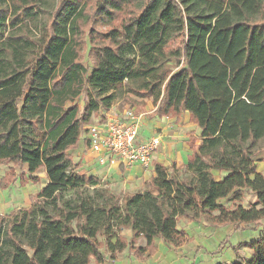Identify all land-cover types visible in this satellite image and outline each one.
<instances>
[{"label":"trees","instance_id":"obj_1","mask_svg":"<svg viewBox=\"0 0 264 264\" xmlns=\"http://www.w3.org/2000/svg\"><path fill=\"white\" fill-rule=\"evenodd\" d=\"M126 88L157 115L189 112L200 133L186 164L156 163L145 190L119 196L70 151L89 146L86 126ZM262 146L264 0H0V188L47 178L30 207L0 213V264L102 263L153 252L157 238L180 246L181 216L257 226ZM246 246L253 256L231 264H264V235Z\"/></svg>","mask_w":264,"mask_h":264},{"label":"crops","instance_id":"obj_2","mask_svg":"<svg viewBox=\"0 0 264 264\" xmlns=\"http://www.w3.org/2000/svg\"><path fill=\"white\" fill-rule=\"evenodd\" d=\"M156 108L150 109L145 116V123L140 131V138H149L158 133L162 134L163 140L160 149L155 153L153 165L150 169L145 170L141 165H133L132 167L114 166L112 168H106L99 175L92 170L89 171L91 175H97L101 181L107 179L109 182H116L118 188H125L132 192V189L145 190L147 187V181L154 175V168L156 163H162L167 167L176 165V168L188 162V158L192 153V150L188 144L191 137L198 136L197 133L190 132V127L196 126L191 122L189 112H184L180 118L171 116H160L155 114ZM113 109L108 111H102L100 116H97L90 124L99 123L102 124L106 121L107 117L113 114ZM151 114V115H150ZM103 116V118H101ZM88 124V125H90ZM88 126H86L87 129ZM87 138V134L85 133ZM201 143V140H196V144ZM79 148L71 150L70 152L80 151ZM92 153L87 146L86 153ZM80 156L78 152L75 157ZM74 157V159H75ZM97 162V159L94 158ZM84 163V158L81 161ZM173 163V164H172ZM82 166V165H81ZM81 168H85L82 166ZM112 187V185H111ZM139 188V189H138ZM113 189V188H112ZM126 193V192H125ZM124 193V194H125ZM254 225V224H252ZM251 227L250 225H243L242 228ZM228 228V232L232 230L241 229L234 224L226 225H214L205 218L200 220H188L184 216L179 217L177 221V228L182 230L187 237V241L180 246H170L167 241L162 238L156 239V246L153 252L149 250L142 255H137L135 252L130 251L129 248H125L121 252H116L114 255L105 253V260L102 263H96L94 259L90 264H231L244 258L241 255V248L245 247V251L249 253V256L245 258H251L254 254L253 250L246 245L256 241L264 235V228L262 226L255 227V230L261 229L257 236H246L243 238V234L238 233L230 246L226 248L223 238L227 233L221 231L222 228ZM252 228V227H251ZM132 229L124 228L119 232L120 236H124L127 239L132 237ZM142 244L143 240L139 241ZM221 245L222 248H221ZM217 248L223 250L228 249L227 256L221 254L222 251H218ZM104 251V249H102ZM105 252V251H104Z\"/></svg>","mask_w":264,"mask_h":264},{"label":"rangeland","instance_id":"obj_3","mask_svg":"<svg viewBox=\"0 0 264 264\" xmlns=\"http://www.w3.org/2000/svg\"><path fill=\"white\" fill-rule=\"evenodd\" d=\"M87 52H88V50H87ZM86 57L88 58V56H86ZM84 65L90 67L91 61H89V59H85ZM173 70H174V67H173ZM81 104H83V101H81ZM154 107L156 108V105L153 103L152 98L138 96L132 92L127 91V88H126V90H124V91H120V90L115 91V100H114V104L111 108L113 109V112H115V113L123 112L126 109L133 108L138 113L143 112V113L148 114L147 112L150 109H154ZM100 115L101 114H97L94 117V119ZM191 131L194 133H197V135L200 133V129H198L196 126L190 127V132ZM81 143H83V142H81ZM78 152L80 153V156L75 157ZM86 152H87V146L84 145V147L81 146L80 151L73 152V154H72L73 157H75L74 161L76 163H80L82 166H84L85 167L84 170H86L88 172L92 170L94 173L99 175L101 172H103L104 169H106V168L108 169L107 166L101 165L100 163H98L94 160V158L97 157L96 154L90 153V152L86 153ZM83 158L85 161L84 163L81 162L83 160ZM256 160L258 163V170L261 172H264V146H262V148L258 152V154L256 156ZM7 169H8L7 164L0 163V178L3 176V174L6 172ZM215 174H216V177H219L221 175L218 172L217 173L215 172ZM40 175H41L40 177H42V180L38 184L30 183L28 185L21 186L19 183H13L6 189L0 188V213H2L3 215H8L12 211L18 210L20 208L30 207L32 205V201H31L32 196L31 195L36 194L44 186V184H46V182H47V178L42 171L40 172ZM182 176L185 177L186 174L181 175V177ZM102 183L104 184L103 187L105 189L109 190L110 192H112L116 195L123 196L125 192L131 193V191L126 190L125 188H123V186H121V188H118V186H116V183H118V181H116V182H110L109 181L108 182L106 179V180L102 181ZM111 185H112V187H111ZM136 191H137V189H132V192H136ZM138 191H142V190H138ZM244 196L245 197L242 201V204L245 207H249L256 200V195L249 190L245 192ZM32 200H33V198H32ZM221 203H224L227 206L229 205V202H226L224 200L221 201ZM248 225H250L252 228L246 227V226H244L242 228V226H241V229L239 228L237 230H232L231 232H228V228H226V227L221 229V231H224L227 233L226 237H224L222 240L223 242H225L226 248L228 246H230L234 237L238 233L243 234V238L246 236H249V235H252L253 237L257 236L260 233L261 229L255 230L256 229L255 227L262 226L264 228V220L260 224H258L257 226L255 224L254 225L248 224ZM217 250L222 251L221 254L223 256L228 255V253L226 252L228 249L223 248V250H221L220 248H217ZM241 255L244 258L246 256H249V253L247 251H245V247L241 248Z\"/></svg>","mask_w":264,"mask_h":264},{"label":"built area","instance_id":"obj_4","mask_svg":"<svg viewBox=\"0 0 264 264\" xmlns=\"http://www.w3.org/2000/svg\"><path fill=\"white\" fill-rule=\"evenodd\" d=\"M146 113L133 108L109 115L102 124L87 127L89 149L96 154L97 162L112 168L141 165L148 170L153 165L154 155L162 145L163 136L158 133L149 138H140Z\"/></svg>","mask_w":264,"mask_h":264}]
</instances>
